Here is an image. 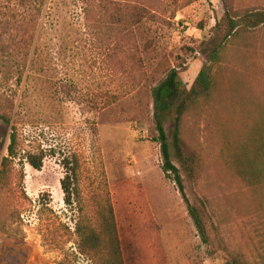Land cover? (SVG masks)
<instances>
[{
	"label": "rangeland",
	"instance_id": "rangeland-1",
	"mask_svg": "<svg viewBox=\"0 0 264 264\" xmlns=\"http://www.w3.org/2000/svg\"><path fill=\"white\" fill-rule=\"evenodd\" d=\"M183 1L157 0L161 19L143 21L130 48L113 51L107 28L85 17L99 12L97 0H0V115L10 119H0V159L13 128L20 157L43 156L39 170L16 166L26 238L0 232V264H56L61 253L41 232L56 229L61 240L63 225L73 231L80 218L102 233L109 209L122 264H264V151L255 155L264 147V25L228 39L225 14L264 13V0ZM217 47L210 91L182 115L183 160L171 157L184 197L163 169L156 91L172 69L190 89ZM163 125L170 138L172 115ZM244 153L242 163L260 169L256 184L237 173ZM65 160L78 167L72 204L61 187ZM76 240L64 247L76 253L72 264L107 259L78 254Z\"/></svg>",
	"mask_w": 264,
	"mask_h": 264
},
{
	"label": "trees",
	"instance_id": "trees-1",
	"mask_svg": "<svg viewBox=\"0 0 264 264\" xmlns=\"http://www.w3.org/2000/svg\"><path fill=\"white\" fill-rule=\"evenodd\" d=\"M193 1L196 0H184L182 5L185 6ZM97 2L96 8L99 12L95 13L93 12L94 7L90 8L89 11L87 10L85 17L87 22L91 21L92 23L95 21L99 26L104 25L107 28L108 37L113 42V51L115 48L120 51L124 46L130 48L132 42L134 43V38L132 39L134 29L143 21H158L161 19L158 14L160 6L157 0H97ZM88 4L90 3L87 2L86 6ZM175 12V10H172V17H174ZM225 12L229 26L228 39L239 37L243 31L256 29L264 25V13L261 11L245 10L236 12L232 7L228 6ZM163 21L169 24L167 19ZM220 49L221 47H217L210 52L207 64L202 65L190 89H186L176 69L170 70L167 77L157 87L156 96L159 102V113L156 120V140L161 147L164 160V172L167 177H170L177 183L183 196L186 194L182 176L171 157L175 155L180 161L183 160L181 140L182 115L190 105L196 103L199 98L207 95L210 91L212 85V70L221 58L222 51ZM171 115L173 117V128L171 137L168 138L163 123L166 117ZM0 119L7 125L10 124L8 117L0 115ZM262 145L263 143L260 141V145H257L255 149V155L257 157L263 156L262 152L264 151V147ZM18 148V138L13 128L6 148L7 153L2 155L0 159V232L13 239L17 244H23L26 234L19 222L21 221L20 214L18 212L15 214V200L27 199V195L23 187L24 176L22 166H20V169L16 166L17 164H22L24 160L31 167L39 170L43 164V156L29 153L20 157ZM240 157L241 155L239 157L235 156L234 160L238 175L250 185L256 184L261 177L260 169L254 164L251 165L249 162L245 164L246 166L242 163L246 159L245 153L243 154V159ZM17 160L18 162H16ZM64 165L68 171L61 180L64 202L65 204H72L77 195L75 180L77 178L78 167L77 163L74 165L68 160L64 161ZM48 205L49 202H43L41 204V206L50 210ZM189 207V212L196 226L205 237V227L199 209L192 205ZM110 217V209L107 214L102 215L105 222L101 231L103 234L97 232L86 220L79 218L73 231L68 226L63 225L64 240L63 235L60 240L57 230L53 229L52 231L50 230L51 232H48V230L47 233L41 232L42 243L46 247H48L49 243H56L53 249H57L61 253V258L56 264H72L74 262L76 253L64 249L65 243L69 242L73 236L77 239L78 254L95 259V256L107 251V259L102 258L100 264H122L120 261L121 253L118 238L115 235V231L112 230Z\"/></svg>",
	"mask_w": 264,
	"mask_h": 264
}]
</instances>
